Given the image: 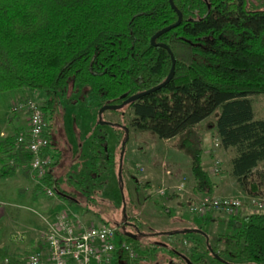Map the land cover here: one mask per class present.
Here are the masks:
<instances>
[{"label": "trees", "instance_id": "obj_1", "mask_svg": "<svg viewBox=\"0 0 264 264\" xmlns=\"http://www.w3.org/2000/svg\"><path fill=\"white\" fill-rule=\"evenodd\" d=\"M173 1L182 21L155 39L174 55L173 77L116 111L131 109L132 125L160 139L182 137V146L190 148L194 193L212 194L214 183L202 166V138L196 141L185 133L218 110L213 136L221 148L235 151L231 174L248 190L256 171L264 187V170H258L264 163V118L254 117L250 98L264 93V9L249 7L246 0ZM177 18L169 0H0V92L30 88L45 93L38 104L45 113L46 152L51 154L54 139L46 110L54 107L52 94L69 95L76 85H85L100 108L156 86L168 75L171 57L162 46L152 45L151 37ZM21 134L27 135V129L0 140V159L7 157V162L1 160L2 174L16 167L28 174L31 155L17 144ZM101 158L111 160L103 138L92 142V166ZM53 173L47 172L44 181L56 190L60 178ZM233 217L239 229L219 237L235 248L207 244L217 264H264V210ZM128 240L136 251L137 242ZM188 251L178 253L177 264H187L182 256L191 264L201 260L197 246ZM121 256L123 264H141L137 255ZM23 260L0 250L2 264Z\"/></svg>", "mask_w": 264, "mask_h": 264}, {"label": "rangeland", "instance_id": "obj_2", "mask_svg": "<svg viewBox=\"0 0 264 264\" xmlns=\"http://www.w3.org/2000/svg\"><path fill=\"white\" fill-rule=\"evenodd\" d=\"M246 3L251 8L264 9V0H246ZM27 97L42 103L46 95L42 90L30 88L0 92V131L11 133L15 127L28 124L25 110L13 113L10 108L12 103ZM52 97L54 107L46 113L51 132H57L51 151L56 162L53 174L60 178L55 196H48L45 185L25 177L22 170H18L17 179L30 188L21 190L15 184L12 188H0V194L9 203L3 205L6 226L0 220V235L12 238L9 252L21 262L27 252L42 244L44 232L59 212L71 213L87 224L106 223L116 227L114 242L117 247L123 241H129V234L135 235V238L129 237H132L131 242H137L136 254L141 264H159L163 257L165 262L177 260L178 253L189 254L188 250L193 246L198 247L195 255L201 257L195 264H217L208 243L235 248L232 244H225L219 236L234 234L239 229L236 217L218 212L193 213L185 206L190 202L186 204L185 199H181L194 192V180L187 163L190 160L170 157L167 152L174 148L188 155L190 148L182 146V137L165 141L152 131L136 129L132 125L134 114L131 109H107L99 118V108L91 100L85 85H76L69 95L55 92ZM250 98L254 117L264 118V93L250 95ZM217 114L218 110H215L192 133L185 134L198 141L206 131L208 138L212 139V158L208 162L202 161V166L216 182L220 180L218 188L229 191L225 196L241 200L237 215L263 211V179L255 171L248 190L243 189L231 174L229 158L232 152H225L214 143ZM11 115L16 116L14 121L9 120ZM57 124H60L58 131ZM102 138L111 152V160L107 162L101 158L93 167L91 145ZM216 160L218 164L214 165ZM263 164L259 163L258 170H264ZM181 181L185 182L184 190L172 189ZM252 184L258 185L256 189L251 188ZM163 187L166 188L164 194H159L157 191ZM2 213L0 211V215ZM8 217L11 218L9 225ZM183 228L198 230H181Z\"/></svg>", "mask_w": 264, "mask_h": 264}, {"label": "built area", "instance_id": "obj_3", "mask_svg": "<svg viewBox=\"0 0 264 264\" xmlns=\"http://www.w3.org/2000/svg\"><path fill=\"white\" fill-rule=\"evenodd\" d=\"M21 110H25L28 115L27 135L21 134L17 144L31 155L27 163L28 174L44 184L46 194L53 197L56 194L55 189L44 181L46 173L53 171L51 164L54 162L51 154L46 152L50 140L46 133L44 110L31 98L12 103L13 113ZM215 145L218 146L217 141ZM216 164L217 160L214 165ZM184 186L185 182L181 181L172 188L179 191L184 190ZM165 189L163 187L157 192L164 194ZM241 204L239 198L199 193L192 199L188 208L190 212L198 214L218 212L234 216L237 215ZM115 232L114 226L105 223L87 224L71 213L59 212L44 232L41 247L28 252L23 264H112L113 255L117 250L114 242ZM119 249L131 259L137 255L128 242H123Z\"/></svg>", "mask_w": 264, "mask_h": 264}, {"label": "crops", "instance_id": "obj_4", "mask_svg": "<svg viewBox=\"0 0 264 264\" xmlns=\"http://www.w3.org/2000/svg\"><path fill=\"white\" fill-rule=\"evenodd\" d=\"M16 119V116H14V115H11L10 117H9V120H11V121H14ZM205 121V120H204ZM202 123V122H201ZM198 125H200V123L198 124ZM197 125V126H198ZM27 126L28 125H26V126H21V127H15L14 128V130H13V132L16 130V129H27ZM13 132H7L6 130L4 131V130H1L0 131V140L1 139H3V138H5L6 136H9V135H11ZM208 133L206 132V131H204L203 132V135H200V137L202 138V143H203V148H204V150H203V154H202V161L204 162H208V161H210V159L212 158L211 156H210V154H211V151H210V149L212 148V144H213V141H212V139L210 140L209 138H208ZM200 138V139H201ZM163 140H165V139H163ZM214 140H215V142L217 141L216 140V138H214ZM165 141H167V140H165ZM170 141V140H169ZM214 142V143H215ZM55 145V144H54ZM54 145H53V147L52 148H54ZM223 151H225V152H227V151H231L232 152V154H231V156H230V158H229V160L231 161V159H232V157L235 155V151L234 150H232L231 148H229V149H224ZM167 154H169L170 155V157H173V158H176V159H183V160H186V159H189V156L187 155V154H185V153H182V152H180V151H177L176 149H174V148H172V149H170V151L169 152H167ZM234 154V155H233ZM0 157H1V155H0ZM7 157L6 156H3L2 157V159L5 161V162H7V159H6ZM2 159H0V188H12V184H15V186H17V188H21V190H23V189H25V188H30L27 184H25L24 182L22 183V182H19L18 181V179H17V176H18V170H21L19 167H16L15 168V170L12 172V173H10V174H2V169H1V167H2ZM190 160V159H189ZM9 161V160H8ZM11 163H12V161H10ZM188 164H190V161H188L187 162ZM54 170V169H53ZM22 172V171H21ZM23 173V175L25 176V177H27V178H32V177H30V175L29 174H25L24 172H22ZM213 177L211 176V179H212ZM32 179H34V178H32ZM218 179V178H217ZM35 180V179H34ZM8 181V182H7ZM212 182L214 183V188H213V192H212V194L214 195H220V196H225L227 193H229V191H226L224 188H218V183L220 182V180H218L217 182H216V179H212ZM162 184V186H164V183H161ZM173 189V188H172ZM0 192H1V190H0ZM191 194H192V196H189V197H187V198H185V197H183L182 196V198L181 199H185V203L187 204V203H189V202H191L192 201V199H194L193 197H195L196 196V194H199V193H194V192H191ZM33 198H35V195H34V197ZM174 201L175 200H173L172 202L174 203ZM8 201L6 200V198L3 196V195H1L0 194V211L1 212H3L2 213V215H0L1 217H0V220H2V225L3 226H6V219H5V207L3 206L4 204H6ZM7 204H9V203H7ZM186 206V208L188 207V205H185ZM2 218V219H1ZM7 225H9L10 224V222H11V218L10 217H8L7 218ZM181 230H185V231H191L192 229H185V228H183V229H181ZM6 240H8L9 242L7 243L6 242ZM11 242H12V238H9V239H6V236H1L0 235V250L1 249H6V250H8L9 251V247L11 246ZM124 242V241H123ZM121 246V245H120ZM122 253L124 254L125 252H122L120 249H119V247H117V250L115 251V253H114V255H113V261H112V263L114 264V262L115 263H117V264H123V261H124V259L122 258ZM126 254V253H125ZM127 255V254H126ZM162 259H164V257L162 258ZM179 259H181L180 257H179ZM179 259H177V260H170L169 262H171L170 264H177V262H179ZM154 262H156V261H154ZM146 263V262H145ZM160 264V263H159Z\"/></svg>", "mask_w": 264, "mask_h": 264}, {"label": "water", "instance_id": "obj_5", "mask_svg": "<svg viewBox=\"0 0 264 264\" xmlns=\"http://www.w3.org/2000/svg\"><path fill=\"white\" fill-rule=\"evenodd\" d=\"M169 2H170L171 7L174 8V9L176 10V12H177V15H178L177 20H176L174 23H172V24L166 26L165 28L159 30L156 34H154V35L151 37V44H152V45H160V46H162L163 48H165V49L168 51V53L170 54V57H171V67H170V70H169L168 75L166 76V78H165L162 82H160V83L157 84L156 86H154V87H152V88H150V89H148V90H145V91L138 92V93H136V94L130 95V96L126 97V98L123 100V102L120 103V104H105V105H102V106L99 108V112H98V113H99V118H101L102 113H103L105 110H107V109H112V110L119 109V108H121L123 105H125V104H127V103H129V102H132V101H134V100L140 98L141 96H143V95H145V94H148V93H150V92H152V91H155V90L159 89L160 87H162L163 85H165L167 82H169V80L173 77V75H174V67H175V58H174V55H173L171 49L169 48V46H168L167 44H164V43H157V42L155 41L156 37H157L159 34H161V33L165 32V31H167V30H169V29H171V28H173V27L179 25V24L181 23V21H182V13H181L178 9L175 8L174 1H173V0H169ZM124 96H126V95H123V97H124ZM100 122H103V121L100 119ZM131 236H132L133 238H135V235H131ZM182 258H183V260H185V261L187 262V264H191V263L189 262V260L186 258V256H184V257L182 256Z\"/></svg>", "mask_w": 264, "mask_h": 264}, {"label": "flooded vegetation", "instance_id": "obj_6", "mask_svg": "<svg viewBox=\"0 0 264 264\" xmlns=\"http://www.w3.org/2000/svg\"><path fill=\"white\" fill-rule=\"evenodd\" d=\"M56 122H59V121H56ZM60 124H57V131L59 130V126ZM56 134H57V132H55V134H53L52 133V136L54 137V136H56ZM59 134V133H58ZM125 223H127L128 221L126 220V221H124ZM132 234H129L128 236H131Z\"/></svg>", "mask_w": 264, "mask_h": 264}]
</instances>
